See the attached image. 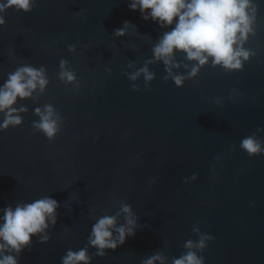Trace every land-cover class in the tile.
Listing matches in <instances>:
<instances>
[{
	"label": "water",
	"instance_id": "1",
	"mask_svg": "<svg viewBox=\"0 0 264 264\" xmlns=\"http://www.w3.org/2000/svg\"><path fill=\"white\" fill-rule=\"evenodd\" d=\"M252 3L254 33L243 47L254 54L242 70L209 60L181 87L164 79L159 61L147 64L155 74L147 85L143 74L128 78L152 59L164 31L128 0H35L28 13H4L0 83L21 64L43 65L49 83L18 98L14 107H27L23 123L0 131V209L46 195L60 203L50 240L33 237L19 264H61L67 249L87 244L96 219L122 203L136 214L135 234L104 257L89 247L91 264H141L156 252L172 264L189 250L185 241L203 233L214 237L199 253L205 264H264V155L239 146L253 133L264 141V0ZM125 21L135 27L114 36ZM61 58L77 82L60 80ZM175 62L173 75L185 77L195 63L181 52ZM46 104L60 118L53 141L32 127L40 119L33 110Z\"/></svg>",
	"mask_w": 264,
	"mask_h": 264
},
{
	"label": "clouds",
	"instance_id": "2",
	"mask_svg": "<svg viewBox=\"0 0 264 264\" xmlns=\"http://www.w3.org/2000/svg\"><path fill=\"white\" fill-rule=\"evenodd\" d=\"M35 0H0V27L6 24L4 13L13 8L16 11L30 12ZM129 9L139 10L142 19H151L161 29H164L152 47V59L128 78L135 81L141 74L145 84L154 79L155 74L149 72L147 64L154 61L162 62L167 76L177 87L183 86L185 78L194 77L200 67L211 60L212 66H220L226 70H242L243 61H247L252 53L243 47L249 34L254 33L253 23L256 19V7L252 0H128ZM80 14V10L76 12ZM129 27H135L125 21L121 28L114 30V36H124ZM69 52L76 50L75 44L67 46ZM181 52L191 65L187 77L173 75L172 69L180 65L175 62V53ZM69 62L60 60L59 78L64 83L77 82L76 72L68 67ZM185 68L187 64L183 65ZM106 71H111L106 69ZM49 81L43 65L39 68L31 64H21L9 72L0 83V131L20 126L23 117L20 112H26L27 107H14L18 98H30L39 89L43 92ZM134 91L139 87L132 85ZM40 119L32 122V127L41 132L48 141H53L60 131V118L51 104L33 110ZM257 128V132L261 131ZM240 148L249 157L264 155V141L255 133L240 140ZM192 180L197 179L193 173ZM187 181L185 178L184 182ZM60 203L49 195L42 196L31 202H17L15 207L8 205L0 209V264H19V257L24 250H31L33 237L38 243L50 240L47 230L57 222V209ZM124 216V223H118V217ZM137 217L132 206L122 203L120 208L111 215H102L91 225L87 244L78 250L67 249L61 256V264H91L93 254L89 247L95 249L94 255L104 257L106 250L115 251L123 245L126 238L133 236L137 229ZM194 232L199 230L193 228ZM214 237L208 233L200 234L196 241L187 240L184 247L189 249L179 257L173 258L172 264H205V257L199 253L207 247V242ZM193 249H196L195 251ZM164 264V257L153 253L141 260V264Z\"/></svg>",
	"mask_w": 264,
	"mask_h": 264
}]
</instances>
